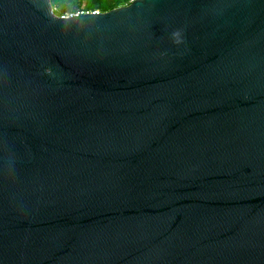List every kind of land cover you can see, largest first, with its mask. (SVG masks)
<instances>
[{"label":"water","instance_id":"water-1","mask_svg":"<svg viewBox=\"0 0 264 264\" xmlns=\"http://www.w3.org/2000/svg\"><path fill=\"white\" fill-rule=\"evenodd\" d=\"M0 264H264V0H0Z\"/></svg>","mask_w":264,"mask_h":264},{"label":"trees","instance_id":"trees-1","mask_svg":"<svg viewBox=\"0 0 264 264\" xmlns=\"http://www.w3.org/2000/svg\"><path fill=\"white\" fill-rule=\"evenodd\" d=\"M131 0H51L52 8L57 7L59 14L68 11L82 10L104 12L112 8L126 5ZM82 13V12H81Z\"/></svg>","mask_w":264,"mask_h":264},{"label":"rangeland","instance_id":"rangeland-1","mask_svg":"<svg viewBox=\"0 0 264 264\" xmlns=\"http://www.w3.org/2000/svg\"><path fill=\"white\" fill-rule=\"evenodd\" d=\"M53 10H54L55 14L60 15L59 12H58V8L57 7H53ZM81 12H84V11H82V10L68 11L65 14H61V15H71V14L81 13Z\"/></svg>","mask_w":264,"mask_h":264}]
</instances>
